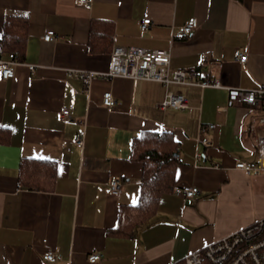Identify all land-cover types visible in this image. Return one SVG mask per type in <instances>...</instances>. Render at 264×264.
Returning <instances> with one entry per match:
<instances>
[{
    "label": "crops",
    "instance_id": "0c3cea01",
    "mask_svg": "<svg viewBox=\"0 0 264 264\" xmlns=\"http://www.w3.org/2000/svg\"><path fill=\"white\" fill-rule=\"evenodd\" d=\"M146 17L152 23L142 31ZM9 18L28 24L23 64L9 79L0 71V264H169L264 218V171L236 167L258 157L260 111L230 103L228 89L264 84V0H0V39ZM192 18L197 28L176 36ZM94 20L113 24L112 48L170 50L172 69L218 78L223 87L70 74L110 69L112 50L89 48ZM47 30L57 38L44 41ZM108 90L113 107L102 103ZM168 90L183 93L189 107H158ZM64 108L71 117L62 121ZM209 123L217 125L200 131ZM142 131L173 135L174 185L201 192H163L151 224L122 236L112 229L121 207L140 200L143 164L132 143ZM114 177L122 181L117 194L108 191ZM30 179H49L53 188H32ZM44 240L61 260H44ZM94 250L102 257L91 262Z\"/></svg>",
    "mask_w": 264,
    "mask_h": 264
},
{
    "label": "built area",
    "instance_id": "2783aa9c",
    "mask_svg": "<svg viewBox=\"0 0 264 264\" xmlns=\"http://www.w3.org/2000/svg\"><path fill=\"white\" fill-rule=\"evenodd\" d=\"M94 0H78L82 5L92 3ZM152 20L149 17L140 22L142 31L148 29ZM198 26L196 18L188 20L177 32L176 36L186 37L190 35ZM44 41H52L57 38L54 30H47L43 36ZM6 54V57L3 55ZM171 51L167 49H151L137 46L114 45L111 53V66L107 72L77 69L69 70L70 74L83 78L90 82L96 76L102 77H127L132 79H144L159 81L164 86L170 84H197L202 87H223L218 78L208 77L204 74L196 78L195 73H188L181 69H172ZM239 59L245 62L247 59L246 52L239 54ZM23 64V61L13 52H6L0 42V71L2 78L9 79L15 76L16 66ZM32 71L36 65L29 64ZM230 103L248 110H259L260 123L264 126V84L258 88L246 89L241 87H230ZM102 103L105 106L113 107L117 103V98L111 90L105 91L102 97ZM161 109L176 108L185 109L189 107L188 99L181 92L168 90L165 98L158 103ZM71 117L69 108L61 111L60 118L62 121ZM216 123L201 124L200 131H205L216 127ZM78 144L83 143L81 136L76 137ZM258 148L256 161H239L236 163L237 168H242L247 172L264 171V129L257 134ZM201 154H197V159H201ZM218 167L219 164H214ZM110 193H120L122 191V181L119 177L110 179L108 183ZM173 191L177 194L184 195L187 198L195 197L200 188L197 186L174 185ZM46 250L42 254L44 260L55 262L62 259L60 254L55 253L44 240ZM101 253L94 250L89 255L91 262L101 259ZM169 264H264V218L252 222L251 224L239 228L220 239H217L202 248L200 251H192L183 260L171 262Z\"/></svg>",
    "mask_w": 264,
    "mask_h": 264
},
{
    "label": "trees",
    "instance_id": "16d2710c",
    "mask_svg": "<svg viewBox=\"0 0 264 264\" xmlns=\"http://www.w3.org/2000/svg\"><path fill=\"white\" fill-rule=\"evenodd\" d=\"M27 20L9 18L4 24L3 36L0 39L6 52H13L19 58L24 52L27 33ZM114 35L113 24L94 20L89 30V48L91 51L109 52L112 50ZM112 52V51H111ZM177 143L171 133L142 131L132 143V154L143 164L140 200L134 206H122L118 225L113 233L122 236H135L137 232L151 224L156 213L160 195L174 187ZM28 161L23 160L22 167ZM35 163L53 165L46 159H35ZM49 179L38 182L35 179L24 180L26 185L37 189H51ZM30 182V184H28ZM173 191V190H172Z\"/></svg>",
    "mask_w": 264,
    "mask_h": 264
},
{
    "label": "bare ground",
    "instance_id": "6f19581e",
    "mask_svg": "<svg viewBox=\"0 0 264 264\" xmlns=\"http://www.w3.org/2000/svg\"><path fill=\"white\" fill-rule=\"evenodd\" d=\"M181 28H182V27H181ZM246 54H247V53H246ZM171 59H172V56H171ZM239 60H240V59H239ZM246 60H247V59H246ZM241 62H242V61H241ZM158 82H159V81H158ZM163 85H164V84H163ZM186 85H197V84H186ZM198 86H200V85H198ZM79 136H81V135H79ZM81 137H82V136H81ZM75 139H76V138H75ZM82 139H83V138H82ZM82 144H83V143H82ZM82 144H81V145H82ZM257 159H258V157H257ZM257 159H256V160H257ZM256 160H254V161H256ZM241 161H244V160H241ZM238 162H239V161H238ZM240 169H242V168H240ZM243 170H244V169H243ZM259 172H262V171H259ZM259 172H254V173H259ZM250 173H253V172H250ZM197 187H198V186H197ZM200 192H201V189H200ZM200 192H199V193H200ZM199 193H198V194H199ZM176 194H177V193H176ZM198 194H197V195H198ZM183 196H184V195H183ZM185 198H187V197H185ZM190 198H192V197H190ZM258 220H259V219H258ZM256 221H257V220H256ZM202 248H204V247H202ZM202 248H200V249H198V250H195V251H200ZM89 255H90V254H89ZM187 255H188V254H187ZM187 255H186V256H187ZM183 259H184V258H183ZM183 259H181V260H183ZM179 261H180V260H179ZM177 262H178V261H177Z\"/></svg>",
    "mask_w": 264,
    "mask_h": 264
},
{
    "label": "rangeland",
    "instance_id": "374dc122",
    "mask_svg": "<svg viewBox=\"0 0 264 264\" xmlns=\"http://www.w3.org/2000/svg\"><path fill=\"white\" fill-rule=\"evenodd\" d=\"M262 128L264 129V126H262Z\"/></svg>",
    "mask_w": 264,
    "mask_h": 264
}]
</instances>
